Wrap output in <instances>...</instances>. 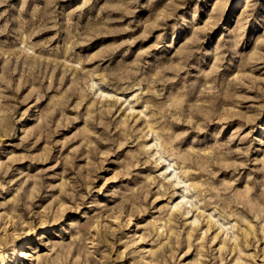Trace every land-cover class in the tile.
<instances>
[{
    "label": "rangeland",
    "instance_id": "1",
    "mask_svg": "<svg viewBox=\"0 0 264 264\" xmlns=\"http://www.w3.org/2000/svg\"><path fill=\"white\" fill-rule=\"evenodd\" d=\"M262 123L264 0H0V264H264Z\"/></svg>",
    "mask_w": 264,
    "mask_h": 264
},
{
    "label": "bare ground",
    "instance_id": "2",
    "mask_svg": "<svg viewBox=\"0 0 264 264\" xmlns=\"http://www.w3.org/2000/svg\"><path fill=\"white\" fill-rule=\"evenodd\" d=\"M257 130L259 131V133L261 134V133H263L264 132V123H262V124H260L259 126H258V128H257ZM258 144L259 143H261V142H263V140H262V136L260 135V136H258Z\"/></svg>",
    "mask_w": 264,
    "mask_h": 264
}]
</instances>
